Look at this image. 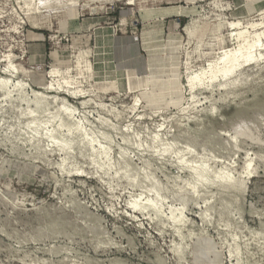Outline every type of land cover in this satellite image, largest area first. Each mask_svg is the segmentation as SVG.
<instances>
[{
	"label": "rangeland",
	"instance_id": "1",
	"mask_svg": "<svg viewBox=\"0 0 264 264\" xmlns=\"http://www.w3.org/2000/svg\"><path fill=\"white\" fill-rule=\"evenodd\" d=\"M91 1L46 9L39 0H0V85L5 82L15 99L17 84L28 98L33 91L47 99L56 96L48 99L53 108L65 99L82 129L109 134L113 162L126 136L137 139L140 150L154 137L156 148L184 146L174 143L179 126L191 131L199 124L206 134L201 143L208 135L213 144L228 147L237 130L246 128L258 144L241 137L229 158L213 153L214 160L210 150L206 153V160L213 157V170L227 167L232 178H240L250 163L239 208L229 212L234 227L219 225L224 201L215 188L209 190L215 196L211 224L197 216L204 202H190L182 213V235L167 221L170 209L178 208L169 198L160 221L131 209L140 188L92 164L103 158L99 140L90 159L66 161L60 153L2 142L16 111L8 110L10 103L0 93V264H264V165L256 159L264 157V0ZM240 31L242 40L262 34L261 58L224 79L211 80L206 73L191 86L196 73L236 47ZM52 66L54 77L47 75ZM147 156L128 151L136 169ZM174 161L167 159L160 171L153 162L157 182L187 180L188 173L178 171ZM139 198L144 202L147 196ZM52 218L61 220L56 221L62 222L63 235L34 241V232ZM234 238L238 254L228 250ZM178 243L186 245L181 259L172 251Z\"/></svg>",
	"mask_w": 264,
	"mask_h": 264
},
{
	"label": "bare ground",
	"instance_id": "2",
	"mask_svg": "<svg viewBox=\"0 0 264 264\" xmlns=\"http://www.w3.org/2000/svg\"><path fill=\"white\" fill-rule=\"evenodd\" d=\"M77 1L78 0H39V5L46 9H58V7H60L61 9L62 6H65V8L77 7ZM92 1H96L99 3L108 2V0ZM127 1L129 4L133 2L131 0ZM243 35V31H240L239 34L235 35L234 41L236 42V47L233 48V50H228L220 54V56L216 60L211 61L208 64L207 68L203 69L201 72L197 71L198 73H196V75L191 78L189 84H192L191 86H193L194 83L201 82L206 73H209L208 76L211 78V80L224 79L230 76V74H232L241 66L254 61H258L261 58L260 53L262 46L259 44V40L262 34H255V36L250 40H242ZM5 68L10 69L11 67L9 68L7 65ZM56 73L57 70L52 66L47 75H49L50 77H54ZM59 88L60 87H57L55 90L58 91ZM10 91L11 90H7L6 83L2 82L0 85V93L3 98L10 103L8 110H10L11 112L16 111L15 117H13L12 120V124L10 123V126H8L7 129L5 128L6 126L4 127L6 129V132L4 131L6 135L5 138L2 136L4 138V141L2 142L11 144L14 143L16 145L21 144L22 147L24 146L23 144H26L31 150L60 153L65 156L66 161L67 159L77 157H82V159L88 157V159H90L94 152L95 143L99 140L98 143L100 144V146L98 150L100 151L103 158L102 161H93L92 164L95 165L98 170L103 168L112 169L115 172V176L117 179H123L132 187L140 188L141 195H139L141 197L145 195L147 196L144 202H141L139 198L140 196L133 199V201H131L129 204L131 209L139 212H147L146 214H149L154 221H157L162 217L161 208L163 201H165L166 198H169L174 204H178V208L170 209V214L167 221L172 224V227L176 230L177 233H180V231L184 227H186V221L184 220V217H182V213L190 202H193V204L198 203V200H202V202H204V204H202L205 206V209L203 211L201 210V212H199L197 216L203 224H211V220L213 218L212 213L210 212V209L212 207L211 200H213L215 196L214 192H209V190H211L210 188H215L216 196L220 195V200L224 201L221 205L218 204L220 206L218 210L219 225L223 224L227 228H229V226L231 225L228 218L230 214L229 212H231L230 209L232 207L236 208L237 210L239 208V202L241 198L240 196H243V193L245 192L243 178L250 175V163L247 161L244 164L241 171L242 177L240 176L239 178L238 175V177L232 178L228 175L229 170L227 167H224L219 171H215L212 168L213 166L210 165V162H212L213 164V161L215 160V156L213 155V153H219L229 158L230 154H232L233 151L237 149L238 140L241 137L249 139L254 144H258V139L256 137H253V135L250 134V132H248L246 128L237 130L238 132L231 138V145L228 147H223V144H217L216 142L214 143H216L217 145L213 144L214 139L207 137L208 135L206 136L204 142L201 143L200 138H202L201 136L204 134L205 130L199 124L196 125V128L194 130L191 131H185L182 126H179V128L177 129L179 130L178 133L176 134V136L174 135V143L176 145L177 143L181 142L184 144V146L167 145L162 148H156L155 144L157 137H154L152 138L151 144L149 147H147V149L144 148L143 150V148H141L142 150H140L139 148L141 146H138L139 143H137V139H132L126 136L122 138V145L117 151L118 158L115 162H113L108 156L110 148L112 146V139L110 138V136H108L109 134H92L93 131H85L84 129H82L80 124L76 123L73 120L71 113L67 111L68 108L66 106L67 102L65 99H61L60 103H62V107L53 108V106L51 105L56 99V96L50 98L51 100H53L52 102H50L51 100L49 98L48 99L50 101H48V99L45 98L42 94L33 91L31 97L28 98L27 95H25L21 84H17L13 88V92L17 94H15L17 96L16 99L11 97V94L13 93ZM86 103L87 101H82V105H85ZM21 104L25 106L24 109L18 108ZM16 105L19 106L17 107ZM123 136H125V134ZM204 138L205 137H203V139ZM2 145H4V143ZM17 148L19 147L17 146ZM17 148H13V151L19 150ZM129 150H133V152L137 151L141 154L145 152L147 153L148 159H141L142 165L140 168L138 167L139 169H136L132 166L128 157ZM208 150H210V153L212 152V154H210ZM196 151H198V153H195ZM207 152L214 157V160H212V156H210L211 158L209 157L208 160H206L208 156L206 154ZM194 153L198 155L195 156ZM172 157L176 158V161L172 163L174 164L176 169L180 172L184 171L188 173L187 180H183L184 182L178 185L177 180L180 181V179L176 176L178 178L177 180L176 178L171 177V179L167 178L165 180L166 182H164L163 184L157 182L155 180L156 177H154L156 169L153 168V162H156L157 169H159L160 171L161 167L164 165V163H166L165 161H167V159L170 160ZM256 159L259 164L264 165L263 156L257 154ZM60 168L61 170H63V166H61ZM208 193H210V195ZM234 194H236V196ZM161 219L163 220V218ZM56 220L61 221L60 219L52 218L49 225H45V229L36 228L37 230L34 232L33 240L41 241L42 239H50L59 235H63V233L60 231L62 222L60 223ZM164 223L165 222H163V225L166 224ZM233 224L234 223H232V226ZM232 226H230V228ZM235 228L238 227L236 226ZM84 229L87 230L86 228ZM93 231L95 230H92L91 233ZM96 232L98 231L96 230ZM92 234L96 233L94 232ZM98 235H96V238ZM189 235L191 237L192 233H190ZM99 237L97 239L95 238V240H98ZM203 237L205 236H202V238ZM197 238L199 239V241H197L200 242V238L198 236ZM203 240L205 239L203 238ZM234 240L236 239L234 238L230 240L231 244L228 245V250L231 254H238L239 249L238 247L236 248L237 245L235 244ZM180 243L172 248L173 254L178 259H181L185 255L186 251V245L184 244V246ZM94 244L97 245L98 243L95 242ZM196 247L200 248L201 246ZM201 249L203 248L201 247L199 250ZM199 250L197 252H199ZM201 253L203 254V252Z\"/></svg>",
	"mask_w": 264,
	"mask_h": 264
}]
</instances>
